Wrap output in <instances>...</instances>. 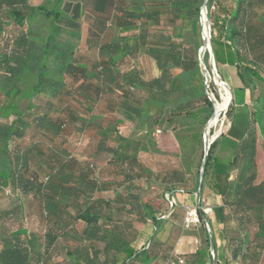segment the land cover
Masks as SVG:
<instances>
[{
  "label": "trees",
  "instance_id": "1",
  "mask_svg": "<svg viewBox=\"0 0 264 264\" xmlns=\"http://www.w3.org/2000/svg\"><path fill=\"white\" fill-rule=\"evenodd\" d=\"M204 2L0 0V116H13L0 123V264H180L178 257L183 264H264V215L253 214H264L256 106L245 127L231 117L225 137L233 142L222 141L233 151L229 163L215 157L219 141L194 177L180 168L153 171L139 156L167 113L205 123L214 114L199 61ZM229 2H214V59L220 68L237 66L255 105L257 83L264 84V0H236V9ZM87 16L93 21L82 42ZM140 57L155 62L158 76H146ZM26 76L34 81L28 94L19 87ZM18 96L26 97L24 108L4 107ZM148 117L153 122L140 136L135 130ZM85 139L105 163L78 158ZM203 168L202 191L208 187L222 203L211 211L213 222L199 209L196 251L173 254L157 236L168 210L156 202L194 178L186 190L197 193ZM32 212L40 236L28 228Z\"/></svg>",
  "mask_w": 264,
  "mask_h": 264
},
{
  "label": "rangeland",
  "instance_id": "2",
  "mask_svg": "<svg viewBox=\"0 0 264 264\" xmlns=\"http://www.w3.org/2000/svg\"><path fill=\"white\" fill-rule=\"evenodd\" d=\"M29 1L32 5H38L46 2L47 0ZM214 2L212 3L213 5L211 4V7L207 5L208 16L207 19H205L203 16L204 28H202L203 26L201 25V31H203L205 28L208 30L209 25H212L213 17L215 15ZM205 20H207V22H205ZM92 21V18L89 16L85 18L82 42H84L88 36L89 25L92 24ZM207 49V52L204 54V56H202V60L200 61V71L204 79L206 93L210 100L214 102L215 107V100H219L221 89L215 81V78H218L219 80L221 79L224 85L227 87V92L231 95V102L229 103L225 114L223 113L220 116L219 122L215 126L217 128L214 127L210 131H208V124L216 115L215 108L214 117L206 123L202 120L198 121L186 116L173 117L167 113L161 123L154 128V133L142 146L141 152L139 154L143 164L150 167L153 171L158 172L167 169L180 168L184 169L188 173H191V175L194 177L196 171L195 167L197 168L198 165H200L204 157L203 155H205L206 152L205 136H207L209 139L210 148L216 141H219L216 149L214 150V154L216 156L219 149L222 147V141H226L225 135L230 128V121L233 114L238 116V122H241V118L243 116L246 118L247 124L251 120V115L247 113L245 108L241 107L242 101L245 98V94L240 88V85H238L235 81L231 83L223 68L218 67L216 64L214 65L211 54ZM95 53L96 49H92L90 50L89 55L94 56ZM136 65H138V67L142 69L143 72L145 71L146 76L149 78L155 76L157 73V67L153 60L140 57V59L136 61ZM33 86L34 81L30 76H26L24 80L19 83V87L27 94L32 91ZM258 91L261 95V99L258 103H255V108L258 109V112L253 115V118L258 130L261 128L264 131V118L261 117L264 115V84L260 86ZM26 102L27 99L25 96H18L13 99L7 98L4 102V107L16 104L20 108H24ZM148 110L153 111L155 110V107H149ZM253 110L254 107H251L250 111L252 112ZM12 120V115L6 116V114H3L0 116V123L10 124ZM152 122L153 117L144 118L141 127L136 129L135 133L140 136L145 135L144 132L147 130L148 126L152 124ZM157 130L161 131L158 136H156ZM259 153L262 154V156L264 155L261 147L259 148ZM77 154L78 158L82 159V161L94 162L98 166L102 165L107 160V156L105 155L97 157L90 155L89 139H85L82 142ZM259 162L260 161H258V168L261 171V169L264 167V156L263 161L261 163ZM193 166L194 168H192ZM194 181L195 178L192 180V186H194ZM190 186L191 183L187 187L190 188ZM187 187L184 186L183 188ZM201 193H203V191H201ZM177 194L179 193H174L176 196ZM174 195H172V200L175 203L174 208L170 207L168 201L170 195L169 197L166 196L165 201L156 202L157 204L162 205L165 208V211L168 210V212L165 214L166 217L160 219L161 226L158 228L157 236L162 242L166 243V245L172 247L173 254L180 256L190 255L194 253L198 247V241L200 239V223L197 226H191L188 229L184 228L183 222L185 218L186 206H181V203L179 204L176 202V200L173 199ZM0 207H2L1 204ZM32 215H29L28 228L32 234L35 233L36 235L40 236L42 233V224L35 212H32ZM3 235L4 233L0 225V237ZM159 263L164 264V262Z\"/></svg>",
  "mask_w": 264,
  "mask_h": 264
},
{
  "label": "crops",
  "instance_id": "3",
  "mask_svg": "<svg viewBox=\"0 0 264 264\" xmlns=\"http://www.w3.org/2000/svg\"><path fill=\"white\" fill-rule=\"evenodd\" d=\"M230 2L233 4L234 8L236 9L237 4H236V0H230ZM229 2V3H230ZM258 10L261 13V20L264 21V6L263 7H259ZM221 68H223L225 74L227 75L228 79L231 81V83L233 81H235L238 85H240V88L243 90V85L242 82L239 78L238 75V68L237 66H230V65H224ZM159 72L157 70V73L155 74V76H158ZM238 80V81H237ZM262 82H258L257 83V88L260 89V86L262 85ZM245 98L242 101L241 107L245 108V110H247V112H250V108L251 107H255L254 102L251 100L250 98V94L249 91H245ZM237 124L240 127H245L246 126V118L243 116L241 118V122H238V118H237ZM227 142H233V140H230V138H228L227 136L225 137ZM225 141V142H226ZM261 146H259L260 148ZM259 148H258V153H257V170L259 173V180H264V167L261 169V171L258 168V161H260L259 163H261L263 161V156L262 154L259 153ZM262 148V147H261ZM263 150V149H262ZM264 154V152H263ZM218 162L221 163H229L230 160L233 157V151L224 146L222 144V147L219 149L217 155L215 156ZM192 184V182H191ZM191 187V186H190ZM187 188H181L179 189L177 192L179 194L174 195L173 199L176 200V202H178L181 206H190V207H210L211 209H213L214 207L220 205L222 203L221 197L217 194H215L214 192H212L208 187H206L203 191V193H200L199 190L197 193H191L188 192L186 189ZM253 214L257 217H263V212L260 211V209H255L253 211ZM208 218L211 219V221H214V217L212 215V213L208 214ZM197 243V241H196ZM185 254V253H184Z\"/></svg>",
  "mask_w": 264,
  "mask_h": 264
},
{
  "label": "built area",
  "instance_id": "4",
  "mask_svg": "<svg viewBox=\"0 0 264 264\" xmlns=\"http://www.w3.org/2000/svg\"><path fill=\"white\" fill-rule=\"evenodd\" d=\"M205 10V11H204ZM203 16L207 19L208 16V10L207 7L201 9V25L204 28V20H203ZM205 22H207V20H205ZM211 34H212V25H209V29H208V34H204V30L202 31V39L204 42V45L201 47L200 51H199V61L202 60V56H204V54L207 52L206 49L208 50V52H210L211 57H212V61L214 63V65L216 64L215 59H214V54L212 51V47H211ZM201 66V65H200ZM161 131L157 130L156 131V136H158V134H160ZM9 192V191H8ZM167 197H169V195H166ZM170 207L173 208L175 206L174 201L172 200L171 197L168 198ZM186 212H185V218H184V228L188 229L191 226H197L200 223V219H199V209H201L206 215H208L209 213H211L212 209L209 208H205L202 206L199 207H190V206H186L185 207ZM166 216H162V218H165ZM206 228L209 232H211L210 230V226L208 223H206ZM179 263L183 264V259H181L180 257H178ZM174 264V263H171Z\"/></svg>",
  "mask_w": 264,
  "mask_h": 264
},
{
  "label": "bare ground",
  "instance_id": "5",
  "mask_svg": "<svg viewBox=\"0 0 264 264\" xmlns=\"http://www.w3.org/2000/svg\"><path fill=\"white\" fill-rule=\"evenodd\" d=\"M205 18V17H204ZM206 19V18H205ZM203 28V27H202ZM204 34H208L207 28L204 29ZM203 63V62H202ZM209 72V71H208ZM215 77V76H214ZM215 81L217 84L220 86V97L219 100H215V109H216V115L213 118L212 121L209 122L208 124V131H210L212 128H214L217 123L219 122L220 116L225 112L227 107L229 106V103L231 102V95L227 92V87L224 85L223 81L218 78H215ZM218 87V86H217ZM221 122V121H220ZM227 123V122H226ZM217 128V127H215ZM210 133V132H209ZM208 135V134H207ZM207 137V136H206ZM212 137V136H211ZM210 137V138H211Z\"/></svg>",
  "mask_w": 264,
  "mask_h": 264
},
{
  "label": "water",
  "instance_id": "6",
  "mask_svg": "<svg viewBox=\"0 0 264 264\" xmlns=\"http://www.w3.org/2000/svg\"><path fill=\"white\" fill-rule=\"evenodd\" d=\"M208 2H209V0H205V2L203 4V8L207 7ZM213 117H214V114L212 115L211 119ZM205 148H206V152H205L204 159H203L204 166L206 165L207 157H208V153H209V148H210V142H209V139L206 136H205ZM203 180H204V168L201 170L200 178H199V192L200 193L202 191Z\"/></svg>",
  "mask_w": 264,
  "mask_h": 264
}]
</instances>
